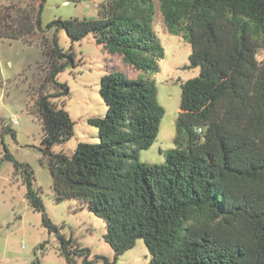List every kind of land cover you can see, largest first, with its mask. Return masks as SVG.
Segmentation results:
<instances>
[{"label":"trees","instance_id":"16d2710c","mask_svg":"<svg viewBox=\"0 0 264 264\" xmlns=\"http://www.w3.org/2000/svg\"><path fill=\"white\" fill-rule=\"evenodd\" d=\"M32 1L37 5L16 17L0 8V40L30 44L35 34L44 35L47 69L33 92L32 113L42 124L55 200L75 201L103 221L112 262L97 255L90 260L89 249L60 234L44 214L31 169L1 144L66 264L78 258L115 264L138 240L151 256L148 264H264V0H157L168 33L190 46L188 68L198 69L181 84L176 148L161 166L137 156L156 140L164 115L145 76L158 73L164 57L153 31L155 1L109 0L97 18L53 20L45 27V0ZM61 30L71 43L92 34L108 55L137 72L129 79L106 69L99 82L105 115L87 119L98 142L79 143L70 156L52 151L74 136L69 114L52 101L63 98L64 105L69 90L57 78L76 67L71 48L59 46Z\"/></svg>","mask_w":264,"mask_h":264},{"label":"rangeland","instance_id":"374dc122","mask_svg":"<svg viewBox=\"0 0 264 264\" xmlns=\"http://www.w3.org/2000/svg\"><path fill=\"white\" fill-rule=\"evenodd\" d=\"M109 0H45L41 23L45 27L53 20L98 17L102 3ZM156 4L153 31L163 50L159 72L146 74L157 91V103L163 108L156 140L147 150L137 153L147 165H164L166 153L176 148V121L180 112L181 84L198 75V69L188 68L191 49L181 36L170 35ZM32 0H0L4 14L36 6ZM52 37L53 32L47 33ZM43 34H35L30 44L21 40H0V264H66L59 254L54 234L43 225V213L33 210L25 197L26 188L21 175L14 174V166L3 159L5 145L12 157L28 165L33 173V186L43 204L44 214L58 227L60 234L72 238L80 247L90 250V260L103 256L110 262L114 254L105 242L103 221L79 209L75 201L55 200L54 180L47 158L43 154L42 124L35 113V95L47 69L40 42ZM59 46L74 54L75 68L59 74L57 81L67 85L69 93L52 101L65 110L74 122V136L53 148L54 153L70 156L79 143H97V130L88 125L89 118H103L106 108L99 96V82L106 69H116L126 78L135 79L137 72L124 65L118 55H108L97 45L92 34L80 42L71 43L64 31L58 34ZM30 111V112H29ZM2 128L8 129L2 133ZM12 133L15 136H12ZM2 139V141H1ZM129 165V162H126ZM151 256L143 241L118 257L115 264H148ZM76 264H82L78 258ZM97 264H103L102 262Z\"/></svg>","mask_w":264,"mask_h":264}]
</instances>
